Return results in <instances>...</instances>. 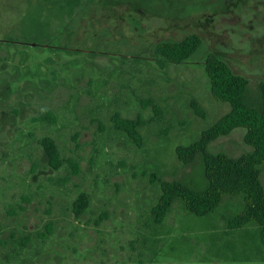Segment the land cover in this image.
Masks as SVG:
<instances>
[{
	"label": "rangeland",
	"instance_id": "374dc122",
	"mask_svg": "<svg viewBox=\"0 0 264 264\" xmlns=\"http://www.w3.org/2000/svg\"><path fill=\"white\" fill-rule=\"evenodd\" d=\"M193 33L201 43L181 61L156 48ZM211 52L258 107L264 0H0V264H264L260 225L227 226L242 194H224L203 216L176 197L154 222L161 181L206 183L201 156L185 165L175 149L229 111L210 91ZM47 114L54 120L39 119ZM117 114L138 121V144ZM243 134L207 149L241 157L251 150ZM46 136L58 169L43 157ZM82 192L88 204L75 216Z\"/></svg>",
	"mask_w": 264,
	"mask_h": 264
},
{
	"label": "trees",
	"instance_id": "16d2710c",
	"mask_svg": "<svg viewBox=\"0 0 264 264\" xmlns=\"http://www.w3.org/2000/svg\"><path fill=\"white\" fill-rule=\"evenodd\" d=\"M201 43L199 35L193 33L176 41H161L156 45L158 52L170 62L187 58ZM205 71L210 81L211 94L219 101L229 105V111L219 117L198 140L177 146L176 156L183 164L192 163L201 156L200 166L205 185L194 188L178 179L160 182L161 194L152 208L154 222L160 224L176 197L181 198L186 209L203 216L217 208L224 194H242L244 207L240 213L227 220L228 228H239L249 221H256L264 244V186L261 182L260 165L264 162V95L260 96L258 107L247 106V86L242 77L235 74L219 53L211 52L205 59ZM116 127L126 133L137 144L140 141L138 121L117 115L113 116ZM40 120L53 121L51 114L41 116ZM236 128H243V141L251 150L238 158L224 153H211L208 145L218 137L230 134ZM42 154L52 169H58L63 160L54 140L44 137L40 140ZM67 163L74 173L78 165L71 159ZM88 196L80 193L72 204V211L79 216L86 209ZM48 228H50L48 226Z\"/></svg>",
	"mask_w": 264,
	"mask_h": 264
}]
</instances>
